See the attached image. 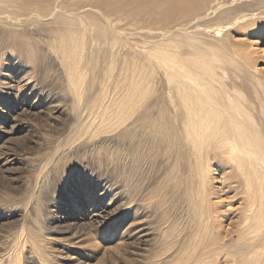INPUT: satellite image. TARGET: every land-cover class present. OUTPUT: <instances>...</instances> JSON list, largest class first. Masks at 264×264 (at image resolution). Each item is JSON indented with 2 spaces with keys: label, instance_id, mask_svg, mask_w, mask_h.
<instances>
[{
  "label": "bare ground",
  "instance_id": "obj_1",
  "mask_svg": "<svg viewBox=\"0 0 264 264\" xmlns=\"http://www.w3.org/2000/svg\"><path fill=\"white\" fill-rule=\"evenodd\" d=\"M183 1L87 0L86 7L80 0L71 4L66 0H5L6 4H0V28L16 46L12 45L13 51L15 47L26 56L33 47L23 26L35 22L47 29L49 35L43 36L60 52L56 61L67 90L77 96L82 93L77 60L85 37L123 48L119 60L125 69L113 63L115 57L109 59V79L115 90L85 107L89 114L97 110L101 118L90 120L88 127L96 132L101 124L105 134L82 138L75 145L95 148L111 132L122 137L137 131L149 155L158 150L164 153L167 170L144 210L150 211L153 204L163 214L156 230L166 241L153 250L149 264L215 263L218 255L224 262L238 259L240 264H264V232L250 236L264 223V66L238 57L232 48L238 40L247 41V34L257 38L247 43L260 49L264 0H190L187 9L195 15L190 24L133 32V18L160 22V8ZM31 3L35 9L20 18L18 12H25ZM211 20L221 23L204 24ZM131 161L134 178L142 159L134 156ZM143 183L128 182L125 190L135 195ZM169 198H174L172 204ZM248 229L246 238L251 241L243 243ZM260 229L264 231V226ZM234 233L240 249L231 260L229 251L217 243ZM174 245L176 253L186 256L176 259L175 251L171 255Z\"/></svg>",
  "mask_w": 264,
  "mask_h": 264
},
{
  "label": "rangeland",
  "instance_id": "obj_2",
  "mask_svg": "<svg viewBox=\"0 0 264 264\" xmlns=\"http://www.w3.org/2000/svg\"><path fill=\"white\" fill-rule=\"evenodd\" d=\"M73 1L66 0L68 4ZM1 3L6 4L5 0ZM80 5L89 6L87 0H80ZM190 6V0H184L175 7L160 8V22L133 18V32L188 25L195 19L194 11L187 9ZM6 7L10 13V6ZM35 7L31 3L18 15H30ZM218 21L204 24L221 23ZM32 23L22 28L32 43L29 56L7 41L0 28V264H149L153 250L166 241L156 230L163 214L153 204L150 211L144 210L149 195L159 191V181L167 170L164 153L158 150L149 155L137 131L122 137L111 132L109 139L95 148L75 145L82 138L105 134L101 124L96 132L88 127L90 120L99 122L101 118L97 110L89 114L85 107L94 98L113 93L109 59L115 57L113 63L119 62L125 69L119 60L124 50L105 41L98 43L92 35V39L85 37L77 60L78 89L82 91L77 96L67 90L56 61L60 52L46 38L48 30ZM244 38L257 40L247 34ZM144 39L147 41V35ZM247 41L238 40L232 48L238 57L263 67L264 39L258 42L260 49ZM7 43L15 46L14 51ZM134 156L142 161L133 178ZM131 179L144 182L135 195L125 190L128 182L134 185ZM173 201L169 198L168 203ZM263 226L258 225L250 236L264 232ZM248 232L243 234V243L251 241L246 238ZM236 237L234 233L224 243H217L229 251L231 260L240 249ZM178 245L183 246L182 242ZM175 249L174 245L171 255ZM174 254L176 259L186 256ZM217 257L222 256H216L215 263L185 260L182 264H240L238 259L224 262ZM171 264H181V260Z\"/></svg>",
  "mask_w": 264,
  "mask_h": 264
}]
</instances>
